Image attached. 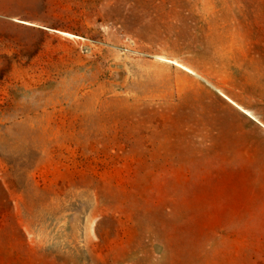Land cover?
<instances>
[{
    "label": "rangeland",
    "instance_id": "rangeland-1",
    "mask_svg": "<svg viewBox=\"0 0 264 264\" xmlns=\"http://www.w3.org/2000/svg\"><path fill=\"white\" fill-rule=\"evenodd\" d=\"M0 264H264V0H0Z\"/></svg>",
    "mask_w": 264,
    "mask_h": 264
},
{
    "label": "bare ground",
    "instance_id": "bare-ground-1",
    "mask_svg": "<svg viewBox=\"0 0 264 264\" xmlns=\"http://www.w3.org/2000/svg\"><path fill=\"white\" fill-rule=\"evenodd\" d=\"M239 109H241L240 107H239ZM242 110V109H241ZM245 114H247L248 115V113L247 112H245L244 110H242Z\"/></svg>",
    "mask_w": 264,
    "mask_h": 264
}]
</instances>
